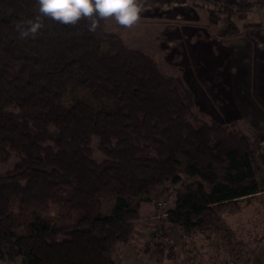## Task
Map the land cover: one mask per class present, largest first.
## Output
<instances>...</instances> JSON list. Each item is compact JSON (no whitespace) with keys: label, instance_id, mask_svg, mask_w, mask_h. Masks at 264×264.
<instances>
[{"label":"trees","instance_id":"16d2710c","mask_svg":"<svg viewBox=\"0 0 264 264\" xmlns=\"http://www.w3.org/2000/svg\"><path fill=\"white\" fill-rule=\"evenodd\" d=\"M38 9L37 0H0V160L15 157L0 175V259L117 264L142 203L168 184L180 183L166 219L185 230H215L225 204L264 191L257 138L198 118L184 81L127 47L106 19L91 32L86 19L62 25L40 16L39 33L22 37L18 26ZM225 28L237 33L230 18ZM83 91L94 107L77 99ZM183 175L195 179L183 183ZM223 240L232 264H249L251 253L238 255L226 228ZM154 246L145 257L161 261L164 248Z\"/></svg>","mask_w":264,"mask_h":264},{"label":"rangeland","instance_id":"374dc122","mask_svg":"<svg viewBox=\"0 0 264 264\" xmlns=\"http://www.w3.org/2000/svg\"><path fill=\"white\" fill-rule=\"evenodd\" d=\"M138 2L142 12L134 25L125 27L110 17L106 18V29L117 34L130 49L151 57L162 73L181 78L193 93V111L198 118L235 123V128L251 140L257 138L255 175L264 188V162L258 159L259 154H264V118L250 116L251 109L246 100L242 104L248 111L246 109L243 116L239 103L232 96L237 81L243 86L237 92L242 90L239 95L245 96L246 79L251 76L259 80L257 85L251 84L252 90H264V0ZM249 2L252 5L246 8L245 4ZM229 18L237 28L235 34L226 33L225 19ZM77 99L95 106L87 91L81 92ZM95 143L93 140V148ZM93 155L98 160L102 158L98 150H94ZM14 161L15 157L0 160V175L11 170ZM194 179L183 175L181 181L189 183ZM179 185L168 184L161 197L150 201L152 208L139 213L133 221V236L117 248V264H139L146 256L144 250L151 252L154 244L164 248L163 254L158 256L162 260H155L159 263L232 264L223 240L224 228L228 235L239 241L240 245L232 244L235 251L239 250L238 255L247 250L242 258L250 253L253 257L264 238V191L225 204L219 211L221 224L215 230L204 227L185 230L166 219ZM113 201V197L102 199L103 213L109 212ZM51 211L56 213V207L53 206ZM0 264L23 263L17 256L13 260L0 259Z\"/></svg>","mask_w":264,"mask_h":264},{"label":"clouds","instance_id":"9594fccd","mask_svg":"<svg viewBox=\"0 0 264 264\" xmlns=\"http://www.w3.org/2000/svg\"><path fill=\"white\" fill-rule=\"evenodd\" d=\"M39 16L18 26L22 37H35L42 28L40 16L62 25H75L81 19L89 21V31L95 32L98 19L114 18L122 26L134 25L142 12L138 0H37Z\"/></svg>","mask_w":264,"mask_h":264},{"label":"crops","instance_id":"0c3cea01","mask_svg":"<svg viewBox=\"0 0 264 264\" xmlns=\"http://www.w3.org/2000/svg\"><path fill=\"white\" fill-rule=\"evenodd\" d=\"M248 1H250V0H248ZM251 77H248V79H246V81H247L246 87L247 88H245L243 91V93H245V96L242 97L239 95V92H242V90H240V91L238 90L239 92H237V89H240L241 87H243V86H240L239 81H237L236 84L234 83V87L232 88L233 89L232 96H233L234 100L239 103L238 104L239 110L241 111L243 116L246 115L244 111H246V109L248 111V108L244 104H242L243 100H246V105L251 109L250 116H253L255 118H264V107L262 106V101H264L262 94H264V90L262 92H260L258 90H254V89L252 90L251 84L257 85L259 83L258 82L259 80H257V78L254 79L255 77H252V78ZM250 78H251V80H250ZM249 81H250V83H249ZM151 208H152V206H151L150 202L142 203L141 209H140V214H141V212L148 211ZM256 250H255L256 253L251 258L249 264H264V238L261 241V243L258 245ZM139 264H163V263L156 262L155 260L147 258V257H142L139 260Z\"/></svg>","mask_w":264,"mask_h":264},{"label":"built area","instance_id":"2783aa9c","mask_svg":"<svg viewBox=\"0 0 264 264\" xmlns=\"http://www.w3.org/2000/svg\"><path fill=\"white\" fill-rule=\"evenodd\" d=\"M160 204H162V203H160ZM154 233H156V231H153Z\"/></svg>","mask_w":264,"mask_h":264},{"label":"bare ground","instance_id":"6f19581e","mask_svg":"<svg viewBox=\"0 0 264 264\" xmlns=\"http://www.w3.org/2000/svg\"><path fill=\"white\" fill-rule=\"evenodd\" d=\"M157 203V202H156Z\"/></svg>","mask_w":264,"mask_h":264}]
</instances>
